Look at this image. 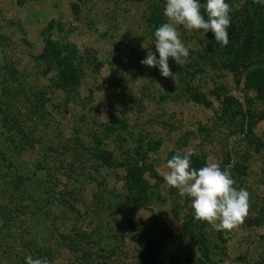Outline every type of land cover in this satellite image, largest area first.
<instances>
[{"label":"rangeland","instance_id":"374dc122","mask_svg":"<svg viewBox=\"0 0 264 264\" xmlns=\"http://www.w3.org/2000/svg\"><path fill=\"white\" fill-rule=\"evenodd\" d=\"M225 2L232 22L243 0ZM165 5L0 0V156L10 161L0 160L8 163L0 167V264H20L38 247L51 264H142L138 231L164 241L171 261L160 264H264V100L222 65L211 31L177 26L189 56L183 65L169 58L175 80L142 65L150 51L159 59L155 31L171 22ZM47 41L51 52L83 58L77 85L54 86ZM95 150L111 154L108 167ZM187 152L195 153L190 168L217 163L250 193L243 225L216 231L166 183L167 160ZM131 159L145 167L143 192L126 184ZM38 161L43 170L24 179ZM59 192L66 203L48 207Z\"/></svg>","mask_w":264,"mask_h":264},{"label":"clouds","instance_id":"9594fccd","mask_svg":"<svg viewBox=\"0 0 264 264\" xmlns=\"http://www.w3.org/2000/svg\"><path fill=\"white\" fill-rule=\"evenodd\" d=\"M256 2L264 4V0ZM230 11V5L225 0H206L204 4L198 0H166L164 15L171 22L162 24L155 31L159 59L150 51L140 63L158 67L163 77L175 80L168 64L169 58L177 65H183L188 62L189 56L188 48L179 38L177 26L200 30L202 36L211 31L215 42L225 47L229 44ZM193 154H176L167 160L169 172L164 177L166 183L178 189L181 196L187 194L192 201L195 219L208 222L216 231H231L243 225L249 215L250 193L244 188H235L231 172L222 171L217 163L199 170L190 168V156ZM25 260L26 264H50L46 257L34 259L29 255Z\"/></svg>","mask_w":264,"mask_h":264},{"label":"trees","instance_id":"16d2710c","mask_svg":"<svg viewBox=\"0 0 264 264\" xmlns=\"http://www.w3.org/2000/svg\"><path fill=\"white\" fill-rule=\"evenodd\" d=\"M199 1L206 2V0H198V2ZM240 12V14L238 13L237 16L234 17L233 21L231 22V26L228 29L229 44L223 47V55L225 56V59L222 61V65L234 74H237L238 84L240 83L243 88L254 89L258 98L264 100V4L257 3L256 0H243ZM211 39L215 42L213 33H211ZM51 45L52 44L50 41L45 43V46L42 49V56L52 54L51 61L55 64L53 76L54 86L66 89L72 85H77L82 74L80 63L82 62L83 58L80 57L73 59L72 54H70L71 52L66 53L65 51L61 52L57 51L56 49H53V52H51ZM51 68V65L48 63L45 67V73ZM191 96L193 100H196L194 95ZM220 101L224 103L226 100L224 98ZM227 111L228 110L225 109L224 112L227 113ZM261 118L264 120V111L261 112ZM17 131L23 132V126L17 127ZM27 141L29 142L28 139L23 140L24 143ZM18 149L23 151L24 144L20 145V148ZM93 154L96 159L101 161V163L97 164L98 166H109L110 163H108V159L111 154H105L104 151L100 150L94 152ZM0 160H2V162L4 160L7 161L8 157L1 155ZM2 162L0 167L6 168L8 163L6 162L4 164ZM8 162L10 161L8 160ZM191 162L195 165L196 160L191 159ZM124 165L126 170V184L129 185L130 188H133L137 191H145L147 184L146 181L141 178V174L145 171V167L142 164H137V160L135 159L127 161V163H124ZM36 168L37 171L43 170V167L39 161L35 163L32 173H27V175L24 176V179L28 180L32 178L35 175L34 171ZM15 179L21 181L23 177L17 175L15 178H11L9 180V186H16L17 181ZM60 194H62V192L52 194V200L47 202L48 207L53 204L55 205L56 203L62 205L66 203ZM38 209L40 211L42 210L41 208ZM41 213L46 214L47 211L44 210L41 211ZM74 229L76 230V228ZM58 236L60 238H65V236L60 233ZM81 238V235H78V240ZM137 238L139 241L143 242V246L138 254L139 262H142V264H160L171 261L170 258L167 257L169 255H167L165 250L164 241L147 237L140 231H138ZM73 244L77 243L74 242ZM73 244H71L70 247ZM12 252V254H17L16 252L14 253V251ZM3 253L4 251H1V254L6 257L11 254L10 251L6 254ZM206 254H208V252L203 254L204 260H207ZM25 255H30L34 259L46 257L50 264L52 261L51 253L49 249L46 248L38 247L29 249L20 257V260L22 261L20 264H26ZM82 258H84V255ZM204 260L202 262H204Z\"/></svg>","mask_w":264,"mask_h":264}]
</instances>
